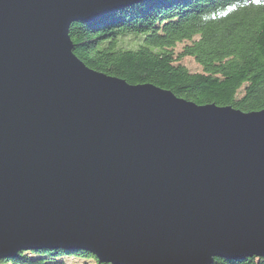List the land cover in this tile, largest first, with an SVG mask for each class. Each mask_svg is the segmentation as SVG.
I'll return each mask as SVG.
<instances>
[{
	"label": "water",
	"instance_id": "95a60500",
	"mask_svg": "<svg viewBox=\"0 0 264 264\" xmlns=\"http://www.w3.org/2000/svg\"><path fill=\"white\" fill-rule=\"evenodd\" d=\"M144 0H0V260L264 256V110L198 105L86 66L72 24Z\"/></svg>",
	"mask_w": 264,
	"mask_h": 264
},
{
	"label": "trees",
	"instance_id": "16d2710c",
	"mask_svg": "<svg viewBox=\"0 0 264 264\" xmlns=\"http://www.w3.org/2000/svg\"><path fill=\"white\" fill-rule=\"evenodd\" d=\"M69 36L86 66L129 84H153L198 105L264 110V0H144L72 24ZM186 57L201 70L179 63ZM66 257L104 264L76 248L20 251L0 264H65ZM211 264H264V256Z\"/></svg>",
	"mask_w": 264,
	"mask_h": 264
},
{
	"label": "rangeland",
	"instance_id": "374dc122",
	"mask_svg": "<svg viewBox=\"0 0 264 264\" xmlns=\"http://www.w3.org/2000/svg\"><path fill=\"white\" fill-rule=\"evenodd\" d=\"M185 45V43H181L178 44L175 48L176 52H180L183 48V46ZM179 63L185 65L190 71L196 72V71H200L201 67L194 61L193 58L190 57H186L184 58L182 61H180ZM60 261L62 263L65 264H85V260L83 259H78V258H73V257H66V259H60ZM88 264H95L94 262H87Z\"/></svg>",
	"mask_w": 264,
	"mask_h": 264
}]
</instances>
